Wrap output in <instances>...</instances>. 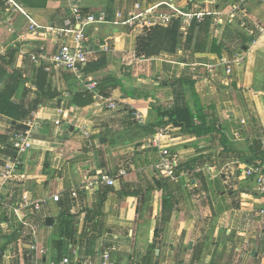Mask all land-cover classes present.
Segmentation results:
<instances>
[{
  "label": "crops",
  "instance_id": "crops-1",
  "mask_svg": "<svg viewBox=\"0 0 264 264\" xmlns=\"http://www.w3.org/2000/svg\"><path fill=\"white\" fill-rule=\"evenodd\" d=\"M16 2L39 28L32 31L23 13L8 12L0 0V53L15 51L5 66L8 74L0 77V102L9 83L16 84L12 105L28 107L38 97L32 84L47 61L39 64L31 56L42 47V56L58 52L61 42L51 31L63 27L72 6L79 5L84 13H103L112 22L86 30L92 68L87 75L97 82L120 81L101 94L119 108L107 110L98 100L78 107L71 93L85 89L73 74L48 73L60 96L41 98L34 148L8 185L0 178V264L98 258L103 252L124 264H264V216L259 214L264 196L245 174L258 162L264 168L255 151L256 142L264 140V0ZM197 4L206 5L209 14L202 23L184 24L185 15L198 12ZM148 11L171 20L127 25L132 14ZM175 19L180 33L170 52L168 44L152 43L151 37L156 27L169 28ZM238 50L245 64L228 74L220 62L233 60ZM152 51L156 54L148 56ZM124 91H137L139 97L126 98ZM174 109L189 110L192 124L170 122L167 114ZM5 113L0 111V172L14 154L8 134L22 128L14 110ZM160 127L170 129V148L180 154L176 180L156 171L160 155L149 139ZM100 173L112 175L115 187L83 188ZM22 196L41 203L38 211L21 212L35 224L36 238L11 211ZM47 218L53 224H46ZM35 241L46 254L29 253Z\"/></svg>",
  "mask_w": 264,
  "mask_h": 264
},
{
  "label": "built area",
  "instance_id": "built-area-1",
  "mask_svg": "<svg viewBox=\"0 0 264 264\" xmlns=\"http://www.w3.org/2000/svg\"><path fill=\"white\" fill-rule=\"evenodd\" d=\"M4 4V7L8 12L11 13H23L29 20L30 29L37 30L39 27L36 25L23 7L16 2V0H1ZM136 10L141 9V4L137 3L135 5ZM196 8L197 13H188L184 16V24H187L192 21L202 23L205 20L206 15L209 14L208 8L206 5L197 4ZM148 14V15H147ZM150 16V18L145 21V16ZM150 11L146 13H140L137 15L132 14L131 18L127 21V25L132 27L137 23L146 22L147 25H157V24H167L171 20V16L167 14H155V17H152ZM219 15V14H217ZM120 15L118 14V17ZM229 23L233 22V19L230 17L228 19ZM117 22L113 23L116 24ZM103 25V24H112L109 21L107 16L103 13L94 14V13H84L79 5L72 6L70 10V16L65 19L64 25L61 28L51 31L52 35L56 38L58 42H61L59 50L52 56H42L45 52V48L42 47L39 50L38 54L31 56L32 60L37 63L47 61L45 71L49 74L55 71H65L73 74L77 82L83 86L85 91L93 94L94 100L104 101L106 104L107 110H117L119 107L116 102L111 101L103 97L97 90L98 82L88 75H86L85 69L90 62V52H89V38L86 35V30L93 25ZM214 24H218V19H214ZM245 26V23L241 24ZM262 31V29H261ZM107 50V48H105ZM222 65H226L227 73L230 74L235 67H243L245 64L244 53L240 50L235 52L233 60L226 61L223 59L220 62ZM207 69L212 71L213 66H208ZM37 114L32 112L30 116L22 120L21 129L13 130L8 134V140L10 146L14 150V154L8 156L5 160L4 166L0 172V178L3 185H8L10 180L18 172V170L23 166V156L29 153L34 148V131L37 125L36 122ZM135 119L139 124L144 123V117L141 112L136 111ZM60 124L59 121L56 122ZM170 129L167 127H160L156 129L155 134L149 139V144L152 147H155L160 155V161L156 165V171L162 175V177L170 180H176V172L180 163V154L171 150L169 145ZM262 146L264 150V140L262 141ZM121 174H125L122 172ZM245 174L247 177L254 178L257 184V191L260 195L264 196V168L262 162H258L254 165H251L246 168ZM95 181H90L83 188H94L96 185L102 187H115L116 180L115 178L108 173L98 174ZM73 197H77V191L72 193ZM54 201H59L60 197H53ZM3 202L0 198V207ZM31 207L35 211L41 209L40 202H33L28 199L26 196H22L20 203L11 208L12 213L17 217V219L26 227L31 230V235L33 238H36L37 230L35 224L30 222L21 212L23 209ZM259 214L264 216V201L259 210ZM29 253L32 251L39 253L41 255L46 254V250H39L36 241L33 242L30 246ZM45 264H124L118 263L112 260L111 254L109 252H103L100 257L92 258L86 257L81 258L76 256L71 259L69 257H62L59 261H50ZM127 264H139V263H127Z\"/></svg>",
  "mask_w": 264,
  "mask_h": 264
},
{
  "label": "trees",
  "instance_id": "trees-1",
  "mask_svg": "<svg viewBox=\"0 0 264 264\" xmlns=\"http://www.w3.org/2000/svg\"><path fill=\"white\" fill-rule=\"evenodd\" d=\"M180 33V21L178 19H175L169 28H163V27H156L154 29L153 36L151 37V42H155L162 40L163 43L168 44L169 47H171L169 50L170 52H174L177 48L178 38ZM156 53L149 52L147 55H153ZM15 58V51L10 52L8 55H2L0 53V77L6 76L8 72L6 71V65ZM9 61H8V60ZM46 65L41 63L37 74L36 79L33 82L32 86L35 87V90L38 94V97L29 103L28 107L20 103L18 106L12 105L11 100L16 92V84L9 83L5 89L1 92V95L3 97V102H0V111L4 114H6V109L8 111L14 110V119L17 121H22L30 116L32 112H35L40 105L41 98H56L60 96V93H58L56 90L53 91L51 81L49 80V75L45 71ZM89 64L87 65L85 72L87 75V71H89ZM93 71V70H91ZM11 80H15V75L11 74L9 75ZM120 81H118L116 78H105L103 81L98 82L97 90L100 94H104L105 91L108 89H115L119 87ZM124 96L126 98H138L139 94L137 91H124ZM72 101L73 103L81 108H85L87 106H90L94 103V97L93 94L89 93L88 91H82V92H75L71 93ZM169 116L170 122L174 123L175 126H190L194 120L193 116L189 112V110L186 109H174L173 111L169 112L167 114ZM181 115H185V118ZM156 132V130H155ZM154 132V134H155ZM153 134V135H154ZM255 151L256 155L259 159H264V150L262 149V145L260 142H256L255 144Z\"/></svg>",
  "mask_w": 264,
  "mask_h": 264
},
{
  "label": "water",
  "instance_id": "water-1",
  "mask_svg": "<svg viewBox=\"0 0 264 264\" xmlns=\"http://www.w3.org/2000/svg\"><path fill=\"white\" fill-rule=\"evenodd\" d=\"M66 137H68V135H66ZM46 224H48V225L53 224V219L52 218H47L46 219Z\"/></svg>",
  "mask_w": 264,
  "mask_h": 264
}]
</instances>
